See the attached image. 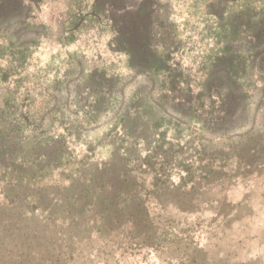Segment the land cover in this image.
Wrapping results in <instances>:
<instances>
[{"label":"rangeland","instance_id":"obj_1","mask_svg":"<svg viewBox=\"0 0 264 264\" xmlns=\"http://www.w3.org/2000/svg\"><path fill=\"white\" fill-rule=\"evenodd\" d=\"M103 1L30 3L29 35L37 38L24 63L8 40L0 44V107L10 131L29 137L41 118L54 119L43 138L63 151L60 169L36 173L33 182L53 187L48 199L64 219L45 221L38 210L26 213L30 220L20 217L24 238L39 245L23 251L33 264H264V82L262 64L250 57V25L264 16V0H126L147 7V16L130 26L153 29L134 60L138 69L152 67L146 75H135L128 54L115 46L110 21L97 10ZM7 19L18 17L10 11ZM234 50L247 59L233 64L244 74L223 79ZM153 67L167 70L154 74ZM219 85H230L238 98L214 93L192 101L179 133L165 116L133 109L121 116L131 99L140 106L158 102L151 94L157 87L181 94L189 86L196 96ZM164 94L161 107L171 109L172 94ZM97 99L105 107L100 117L86 106ZM135 129L143 132L136 140L129 134ZM68 192L78 199L72 211L61 208ZM107 196L132 212L109 223L106 215L119 209L100 214L106 200L99 199ZM88 199L90 206L78 209ZM13 236L4 264L18 261L24 239Z\"/></svg>","mask_w":264,"mask_h":264},{"label":"trees","instance_id":"obj_2","mask_svg":"<svg viewBox=\"0 0 264 264\" xmlns=\"http://www.w3.org/2000/svg\"><path fill=\"white\" fill-rule=\"evenodd\" d=\"M40 1L42 0H28V2L25 0H18L10 8V0H0V44H4L2 42H4V40H8L10 45L18 51L17 54H22V56L24 55L22 57L24 59V61H22L23 63L25 62V54L27 50L32 46L37 38L36 35H29V30L32 29L30 26L31 13L29 11V4L32 2L37 4ZM98 1L99 0H95V7L97 6ZM97 10L98 12H102L104 16L108 18V21H110L111 27L115 33L114 44L117 48H122L128 54L130 66L135 75L148 74L152 67L149 66V68L146 67L145 69H138V67H136L137 65L134 64V60H136L137 56L144 50V48H147L149 44L147 43V39L153 35V29L151 25L141 22L136 25V27L130 26L134 19H144L147 16V7L143 4L138 5L132 2H126V0H122L120 3L113 0H104L103 6H98ZM10 11L11 14L18 17L16 22L8 21L7 15ZM159 22L161 21L159 20ZM250 28L252 30L255 29L254 32L251 31L252 35L250 37V42L253 44L251 54H253L250 57L254 64H262V68L259 69L260 74L258 76L264 82V16H260V19L256 21V24L250 25ZM250 28L246 32H250ZM152 48L158 49L155 44H152ZM166 49L167 48H165V46L162 47L163 51H166ZM160 51L161 50H159V52ZM233 52L234 59L228 64V68L224 69V72H222L221 76L223 79L227 78L229 80H235L239 78L240 75L244 74V72L235 70V68H233V64L241 59H243V62H246L247 59L242 57L243 53L239 50H234ZM224 54L225 53H223L222 56H224ZM165 56L166 59L169 58V50L166 51ZM220 59L221 57H216V60L213 61V63H218ZM11 61H15L14 57ZM141 63L142 61L140 60L139 64ZM153 69H155L153 72L154 74L161 71L165 72L167 70L165 69L163 71V69H160L161 71H156L155 67H153ZM252 75H254V73H252ZM221 86L202 88L196 96L191 91L189 86L183 88L180 87V90L183 89V91L186 92L181 94H178L175 92V89L173 90L172 88L164 91L163 87H157L156 91H152L151 94H155L156 97H158V102L153 101L147 105L140 106L136 105L138 102L136 104L134 103L135 99H131L129 101L130 104L122 108L123 113H121V116L129 118L131 109H133L136 113H142V115L152 113L160 118L165 116L167 118L166 126L169 127V125H171V127L179 133L180 130L183 129L184 114L187 113V110L184 108L185 106H191L192 101L205 96L211 97L214 93H216V95L223 100L235 101L238 98V95H233V92L229 87L230 85H224L227 87ZM164 93L172 94V98L169 101L172 104L171 109H163L161 107V102L165 99ZM50 103L53 106H55V104H59L54 98L53 100H50ZM86 106L91 110L94 116L100 117L101 113L105 110V107H102V103H100V99L95 100L94 104L86 102ZM52 108L53 107L48 109V116H45L48 119L49 117L51 118L54 113ZM159 113L161 115H159ZM88 120L89 121H86V124L95 123V119ZM54 121L55 120L53 119L45 122L43 117L36 124L39 128L34 130H38V132H34L35 135H30L29 137H23L19 134L15 135L10 131L11 124L8 122V118H6V116L4 117V111L0 107V175L2 177V179H0V190L3 194V202L0 205V210L9 211V214L7 215L0 213V264H4L6 259L10 257L13 252V249L8 247V242H12L9 236L13 235V237L18 236L24 240H22L19 247L20 251L16 256L18 261L11 264L34 263V261H32L33 258L29 257V251L26 252L22 249L25 247L30 251H36V248H39V245L34 240L28 241L26 237L24 238L25 235L23 231H21L22 227L20 226L19 218L25 217V219L27 218L30 220L26 214L27 212L31 211L30 215H33L35 211L38 210L41 214L46 215L44 218L45 221H50L52 223H55L56 220L64 219V216L59 217V214L52 210L53 200L48 199L50 193H47V191L51 190L53 187L51 188V186H48V183L41 185V183L33 182L36 173H41L39 177L42 178V173L44 171L49 170L51 173L56 169H60V166H62L61 158L63 156V151L57 145L56 140L49 142L47 139L43 138V136L48 133V129L54 124ZM68 122L72 124L73 120H69ZM159 126L160 123H154V125L150 126V128H152L153 131H156ZM129 134H133L132 136L134 140H136L142 137L143 132L135 129ZM17 159L22 160V163H18ZM24 164L26 166H24ZM85 180L86 183L90 182L89 179ZM88 186L89 184H86V189ZM55 189L57 190V188ZM68 189H71V186ZM69 194L70 192L64 196V203L61 204V208L63 210L69 208L70 211H72V209L77 208L78 199L72 198ZM55 196L58 198L61 195L56 193ZM29 200H31L30 204H26ZM90 200L91 199L85 201L78 209H86V207L91 204ZM104 200H106V203L108 202L109 206L104 202ZM99 202L101 204L105 203L100 213L102 215H106V213L103 212H108L109 210L107 211V209H119L118 212L106 215V220L109 223H117L120 216H124L133 210L130 207H126L125 209L123 207L119 208L117 203L110 201L108 196L107 199H99ZM66 211L67 215H69V210ZM13 213L16 214V218L12 217ZM75 216L76 215H73V218L69 223L70 225H75L73 222ZM144 216L147 217L145 211ZM30 223H32V221H30ZM133 223L138 225L136 221H133ZM15 232H18V234H15Z\"/></svg>","mask_w":264,"mask_h":264}]
</instances>
